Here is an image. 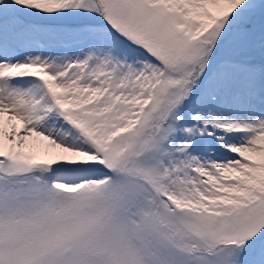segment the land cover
<instances>
[{
  "label": "snow or ice",
  "instance_id": "snow-or-ice-1",
  "mask_svg": "<svg viewBox=\"0 0 264 264\" xmlns=\"http://www.w3.org/2000/svg\"><path fill=\"white\" fill-rule=\"evenodd\" d=\"M0 264H264V0H0Z\"/></svg>",
  "mask_w": 264,
  "mask_h": 264
}]
</instances>
